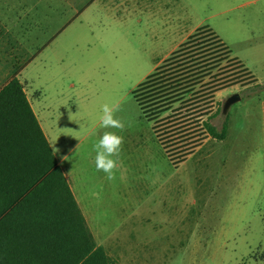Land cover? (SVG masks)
<instances>
[{
  "label": "rangeland",
  "instance_id": "rangeland-1",
  "mask_svg": "<svg viewBox=\"0 0 264 264\" xmlns=\"http://www.w3.org/2000/svg\"><path fill=\"white\" fill-rule=\"evenodd\" d=\"M146 1L154 16L128 28L95 7L80 14L83 0L0 2V85L17 71L97 243L119 264H264V192L252 137L237 135L241 101L223 114L242 88L224 92L212 120L218 130L232 120L235 134L176 168L132 97L163 53L157 38L167 48L179 32L208 26L233 56L249 54L264 0ZM105 102L119 104L126 122L113 180L94 163Z\"/></svg>",
  "mask_w": 264,
  "mask_h": 264
},
{
  "label": "trees",
  "instance_id": "trees-1",
  "mask_svg": "<svg viewBox=\"0 0 264 264\" xmlns=\"http://www.w3.org/2000/svg\"><path fill=\"white\" fill-rule=\"evenodd\" d=\"M260 86L208 26L197 28L132 91L176 168L207 138L216 95ZM0 264H119L98 245L15 71L0 87Z\"/></svg>",
  "mask_w": 264,
  "mask_h": 264
},
{
  "label": "crops",
  "instance_id": "crops-1",
  "mask_svg": "<svg viewBox=\"0 0 264 264\" xmlns=\"http://www.w3.org/2000/svg\"><path fill=\"white\" fill-rule=\"evenodd\" d=\"M3 1L8 2V3L10 2V0H3ZM3 1L0 0V2H3ZM140 1L139 0H83V2H85V3H84L83 9L80 11V14L85 15V13H87L89 8L95 7L96 12H98V14L100 16H102L104 19H107L109 17L113 18V19L115 18L116 20L123 22L125 24V26L128 28V26H132L135 23L136 24L142 23L145 18L154 16V14H152L150 12L153 5L151 6V4L147 1L146 2H140ZM156 4L160 5V7L162 9L165 8L164 4H162L161 2L157 1ZM161 15L163 16L164 21H166L165 20L166 13H162ZM163 26L164 27L162 28V31L165 30L164 28L166 26V23H163ZM176 29L177 28L173 29L174 30L173 36L176 35V31H177ZM195 30H196V28H192L189 30H184V31L179 32L178 35H176L175 37L171 36L172 39L169 42L167 48L165 46H162V45H164L165 39H158L157 38V41H156L157 46H158V48H161L163 53H161L160 56L155 59L156 62L154 63V69L157 66H159L174 50H176L179 47V45L181 43H183L186 40V38L190 34H192ZM178 31H180V29H178ZM170 32H171V28H168V34L169 35H171ZM146 36L147 35L144 34L143 39H147ZM246 42L248 44L247 50L250 51V53L244 55V57H238V59H241V61L244 63V65L255 76V78L257 80V84H259L262 87H260L259 89H256V90L255 89L254 90L253 89L252 90H246V88H242L239 91L234 90L231 94L238 93L241 96V99L239 100V101H241L240 102L241 104L239 107H240V110L242 111L241 117H242V123L243 124L241 123V125H240L241 128L238 130L237 135H238L239 141L240 140L243 141V138L248 139V137H252V146H253L252 154H253L254 162L258 166V170H259L258 173L260 174V179L262 180L261 185H262V189L264 192V29H258V30L250 31L249 35H247ZM11 76L9 78H11ZM9 78H8V80H9ZM18 78H20V77H18ZM8 80H6V82ZM6 82H4L2 85H0V87H2ZM227 90H230V88L225 89V90L217 93L216 99H215L216 104L219 102L218 99L223 98V94ZM25 93H26V91H25ZM26 95H27V93H26ZM27 98H28V100L31 104V107H32V109H33V111H34V113H35V115L39 121V124L42 128V125H41V122L39 120V116H38V113L35 109V106L31 102V100L29 99L28 96H27ZM231 106L232 105H230L229 108L225 112H223V114L227 115V113H229V110L231 109ZM214 111L217 112L216 108L214 109ZM233 127H234L233 121L231 120L228 123L227 134H226L225 139H227V138L230 139L235 134V130ZM42 130H43V128H42ZM246 131H248L249 133L250 132H252V133L248 134V132H246ZM43 132H44V130H43ZM44 134H45V132H44ZM45 136H46V134H45ZM46 138H47V136H46ZM48 139L49 138H47V140ZM225 139L221 140V141H225ZM210 140H216V139L209 137L205 140L204 143H206ZM216 141H218V140H216ZM48 142H49V140H48ZM204 143H203V145H204ZM49 144H50V142H49ZM203 145H201V147ZM50 146H51V144H50ZM201 147L197 148L196 151H198ZM193 154H191L190 156H192ZM55 156H56V154H55ZM56 158H57V156H56ZM57 161H58V159H57ZM63 172H64V170H63ZM64 174H65V172H64ZM65 176H66V174H65ZM66 178L68 180L67 176H66ZM68 183L70 185L69 180H68ZM70 188L72 190V193H73V195H74V197H75L86 221H87V217L85 214V210L87 209V207L83 204L81 199L76 197L74 190L71 187V185H70ZM87 224H88V222H87ZM89 228H90V226H89ZM90 230H91V232L94 236V239L97 243V239H96L97 234L91 228H90ZM98 245H101V244H98ZM101 246H103V245H101ZM105 250H106V248H105Z\"/></svg>",
  "mask_w": 264,
  "mask_h": 264
},
{
  "label": "clouds",
  "instance_id": "clouds-1",
  "mask_svg": "<svg viewBox=\"0 0 264 264\" xmlns=\"http://www.w3.org/2000/svg\"><path fill=\"white\" fill-rule=\"evenodd\" d=\"M120 105L105 102L100 107L99 127L105 129L93 145L95 151L94 163L97 171L106 174L107 179L115 178L116 170L121 166L120 159L124 137L121 134L126 128V122L119 115Z\"/></svg>",
  "mask_w": 264,
  "mask_h": 264
},
{
  "label": "water",
  "instance_id": "water-1",
  "mask_svg": "<svg viewBox=\"0 0 264 264\" xmlns=\"http://www.w3.org/2000/svg\"><path fill=\"white\" fill-rule=\"evenodd\" d=\"M241 99V96L237 93L233 94L229 99L228 101L226 102L225 104V108H224V111H226L230 105L238 102L239 100Z\"/></svg>",
  "mask_w": 264,
  "mask_h": 264
}]
</instances>
